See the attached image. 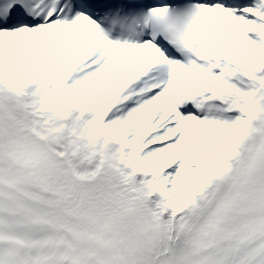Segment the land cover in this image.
I'll return each mask as SVG.
<instances>
[{
  "label": "snow or ice",
  "instance_id": "snow-or-ice-1",
  "mask_svg": "<svg viewBox=\"0 0 264 264\" xmlns=\"http://www.w3.org/2000/svg\"><path fill=\"white\" fill-rule=\"evenodd\" d=\"M0 264H264V0H0Z\"/></svg>",
  "mask_w": 264,
  "mask_h": 264
}]
</instances>
